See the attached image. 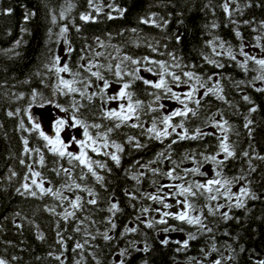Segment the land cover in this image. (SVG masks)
Listing matches in <instances>:
<instances>
[{
  "label": "trees",
  "instance_id": "obj_1",
  "mask_svg": "<svg viewBox=\"0 0 264 264\" xmlns=\"http://www.w3.org/2000/svg\"><path fill=\"white\" fill-rule=\"evenodd\" d=\"M223 2L224 0H99L102 11L97 14L88 7L87 0H71L75 7L65 13L66 18L61 19L60 12L67 7L66 0H0V257L7 259L9 264H60V261L49 253L59 255L63 250L64 255L61 259L64 264H75L81 258L79 250L72 251L76 241L83 242V236L73 231L76 221L69 219L65 222L60 216L46 210V206H55L57 213L65 208L71 211L68 202L65 201L61 206L59 201L50 195L42 198L31 197L26 194L21 195L16 189L21 187L27 173V168L20 163V160L24 159L32 163L37 158L34 153H24L23 138L29 139V147H41L44 143L37 133L21 129L20 121L23 120L27 128L32 123L27 117L34 109L49 106L57 108V103L67 107L71 102L70 96L55 92L57 78L54 72L48 71L44 65L50 64L53 55H59L62 58L61 65L67 61L73 71L78 70L83 75H88L79 65L87 63V60H80L82 54L89 58L93 55V52L86 49V45H89L95 52L104 53L103 56L96 57L99 63L104 65L109 62L115 65L118 62V59H112L117 55V49L120 50V56L127 54L133 58L149 57L151 60L168 61L169 64L172 60L168 53H174L182 66H189L184 67V71H194L202 75L205 80L208 76H213L212 81L208 82V87L213 86L219 79L223 88L221 94L226 99L220 100L215 95L204 98L197 116H190L185 120V127L190 135L194 134L196 128L209 134L195 140H178L172 145L170 160L159 158V153L165 152V156L169 155L166 149L173 139H177L176 133L158 141L154 138L149 139L146 133L142 134L141 128L124 126L112 134L111 138L124 146L121 163L116 166L114 162L108 160L112 171L108 173L100 170V174L105 176V187H101L91 177L85 181L98 193V204L86 205L87 211L77 212V216L81 219L84 216H91L96 224L90 226L89 230L95 234L97 230L103 232L109 227L106 218L110 215L107 211L110 197L119 202L121 211L114 218L117 224L116 229L109 233L114 239L104 241L102 237L97 236L92 242V247L86 248L83 252L84 264H96V260H99L100 264H118L121 259L119 252L128 247V241H136L138 248H143L144 242H147L150 251L145 253L129 249L125 264H144L145 261L147 264H198V262L213 264V261L221 255L225 258L229 255L235 257L232 260H222V264H253L254 259H264V161L255 158L257 155L264 156V91L255 90L264 88V82L255 81V87L249 86V82H252L253 77L258 74L255 71L258 66L249 61L250 71L244 72L226 55L213 57L210 47L206 46V41L219 37L232 46L239 61L244 59L239 55L241 44L244 45V51L250 55L264 58V51L260 47H253L257 43L256 36L264 37V29L260 27V22L264 21V0H237L243 14L234 13L232 19L237 21L236 24L229 22L221 8ZM110 4L123 9V15L107 7ZM246 4L250 6L245 7ZM232 7L235 8L236 4ZM9 9H11L10 12ZM89 11L96 16V20L82 21L80 15ZM33 12L35 15L31 16ZM109 13L114 17L113 19L108 18ZM52 15L56 16L55 23L52 21ZM26 16L30 18L25 20ZM144 19H154L161 26L145 24L142 22ZM245 20L253 21V23L244 24ZM165 21H167L166 25ZM212 23L218 24L219 27L212 29ZM64 25L69 28L66 38L73 48L70 57L65 55L68 45L58 35ZM237 31L241 33V36L236 35ZM177 36L180 37L179 42H177ZM97 38L103 42L104 47L99 46ZM17 41H19L18 45ZM260 43L264 45V39ZM149 44L157 47L158 51L153 52L148 47ZM82 49L85 50L84 53ZM204 56L219 60L225 67L218 69L206 63ZM148 66L155 68L153 64ZM172 70L178 74L180 72V69ZM101 71L106 79L112 82L111 87L107 89V94L117 93L121 85L115 82L116 77L104 69ZM214 73H219V77L214 76ZM139 74L150 80L158 79L154 73L145 71L144 65H141ZM61 75L66 79L72 78L71 73ZM125 79L128 78L125 77ZM92 80L93 87L89 88L90 93L96 91L95 85L99 84L102 87L101 81H96L95 78ZM241 80L245 81V84L237 89L236 82ZM173 90L183 94L189 89L188 85L181 84L179 87L173 85ZM33 91L39 94L35 101L32 99ZM130 91L134 92V98L144 101L145 105L154 100L148 93L155 90L144 85L142 81L137 80ZM203 92L204 89H200L197 96H202ZM244 95H248L252 103L244 101L242 99ZM76 99H79L78 94ZM168 101L170 100L162 98L158 103L165 105L163 109L147 115L141 114L144 129L151 126L153 116L159 117L169 112ZM120 102H108L106 107L117 108ZM175 105V108L182 107L177 101ZM100 106L99 99H94L88 109L81 110L83 116L90 123L110 126V121L97 119L91 114L98 113ZM152 106L155 108L158 104L153 103ZM189 107H195V105L190 102ZM252 107H256L257 111L249 113ZM16 109L21 110L18 115H7L9 111L15 112ZM210 117L214 120H227L232 126L227 133L228 142L234 145L236 156L225 162L223 175L227 178L241 175L246 177V180L234 183L232 191L238 192L241 186L247 184L259 199L247 200L246 208L232 209L229 214L239 217V220L224 221L218 216H208L205 211L204 215L208 216L206 223L213 228V233L201 234L195 226L181 223L171 217L167 218L168 223L176 228H183V232L164 233L161 229L165 225L148 228L145 223L137 221L135 217L140 216V220H158L160 215L156 211L141 215V208L150 207L153 210L159 208L173 213L179 208L176 205V198L168 197L166 202L173 207L163 209L161 204L142 198V194L154 193L159 185L178 184L182 181H173L160 174L154 175L141 165H149L150 162L155 161L150 164L151 168H159L161 172H167L174 167L172 161H175L179 165L177 173L183 175L182 169L195 166L191 160L185 159V156L195 155L196 160L200 161L201 153L205 156L215 154L218 151V138L223 133L209 121ZM246 117L253 121L248 128L244 127ZM181 119V117H175L172 123L177 124ZM176 131L180 133L182 129L177 128ZM80 133L82 134V129ZM128 136L136 137L146 147L134 149L126 142ZM245 151L249 152L255 171L249 169V157L242 155ZM89 154L96 159H107L102 155L91 152ZM45 156L46 161L50 162L53 159L52 154L46 151ZM218 158L222 159L223 155L221 154ZM137 161L139 164L136 163ZM64 163L67 167V163ZM34 168L42 171L46 177L45 187L58 188L63 182L48 168L41 169L38 165H34ZM214 168L212 163L204 162L201 171L207 173V176L189 175L186 180L203 182L212 178ZM13 172L16 176H12ZM141 172L145 175L141 176L140 182L137 183L132 179V175H138ZM48 180L52 182L51 185L47 183ZM153 181L156 183L153 184ZM163 192L167 193L169 189L164 188ZM126 193H135L137 199H130ZM77 194L85 199L90 198L83 191L77 190ZM64 195L74 198L75 194L65 190ZM219 202L225 203V199L222 198ZM197 203L203 206L204 200L201 198ZM227 210L225 208L221 211ZM17 213L19 215H16ZM57 221L64 237L66 250L62 249L58 243ZM137 225V233L121 235L125 226ZM190 232L195 233L197 239L189 241L186 249L177 251L181 245L175 241L187 239V234ZM39 233H43L44 240L38 239ZM165 237L170 241L168 245L160 243ZM213 243L219 252H212L211 255L206 256L205 253L211 250ZM241 246L245 249L243 252L240 251ZM232 249H235V252ZM93 252L96 254V259H93Z\"/></svg>",
  "mask_w": 264,
  "mask_h": 264
},
{
  "label": "snow or ice",
  "instance_id": "obj_2",
  "mask_svg": "<svg viewBox=\"0 0 264 264\" xmlns=\"http://www.w3.org/2000/svg\"><path fill=\"white\" fill-rule=\"evenodd\" d=\"M67 7L64 8L60 12V18H66L65 13L70 12L72 8L75 7L71 0H66ZM88 7L94 10L97 14L102 11V7L99 3V0H87ZM236 4V7L233 8L232 5ZM250 5H245V7ZM110 9H113L122 16L124 13L123 9H119L114 5H107ZM225 15L228 17L229 22L236 24L237 21L233 20L232 17L234 13L239 12L241 15L243 14V10L240 8L237 0H224L221 5ZM9 12L11 9L8 10ZM31 16H34L35 13H31ZM29 16L25 17V20L29 19ZM109 19H113L114 17L109 13ZM80 19L84 22L95 21L96 16L92 15V12H85L80 15ZM53 23L56 22V16L52 15ZM143 23L148 24H156L157 27L161 25L157 24V22L149 19L142 20ZM244 24H251L253 21L245 20ZM167 21H165V25ZM219 27L218 24L212 23L211 28L215 29ZM261 29H264V21L260 22ZM51 31V30H50ZM69 31L67 25L61 27L59 32V37L65 40V43L68 45L65 50V55L71 56L73 52V48L69 41H67L66 33ZM79 31V28H77ZM135 31V29H133ZM236 35L239 37L241 33L239 31L236 32ZM177 42H179L180 37H176ZM264 39L262 36H256V44L253 47H260L262 51H264V45L260 43V41ZM100 47H104L103 42L99 41L97 38ZM59 42V40L57 41ZM19 41H17V45ZM206 46L210 47L211 53L213 57L227 56L232 61L237 63V66L240 67L244 72L250 71L248 68L249 61L253 62L256 66H258L255 71L258 72L256 76L253 77V81L249 82V86L255 87L254 82L260 81L264 82V58H257L254 55H250L248 52L244 51V45L241 44L239 48V55L243 56L244 59L242 61L237 60V54L234 53L232 46L227 44L226 41L219 37H213L209 41H206ZM148 47L151 48L153 52H157L158 48L149 44ZM166 47V45H165ZM86 49L88 51L93 52L91 58L82 54L80 57L81 61L87 60V63H81L79 65L80 68L84 70L88 75H83L80 71H73L66 61L63 65L60 64L61 56L53 55L50 64H45L44 67L48 69L50 72H54L57 83L55 86V92L71 97L70 104L65 107L59 103L56 104V107L59 108L62 112L67 114L66 118H60L55 121V134L50 135L46 133L41 124L38 121H35L32 115H28V120L31 121V125L29 127H25L24 121H20V128L25 131L35 132L38 134V137L42 139L44 142L41 147H29V139L23 138L24 144V153L32 154L34 153L37 157L32 161V163L26 162L24 159L20 160L22 165H25L27 168V173L24 176V182L21 184L20 188H17L16 191L21 195H29L31 197L40 196L41 198L45 195H50L56 198L60 205L62 206L65 201L68 202L69 208H65L62 212L57 213L56 207L46 206V210L52 213L53 215L60 216L65 222L69 221V219L76 221V226L73 229L74 232L79 233L83 236V242L76 241L75 245L72 249L73 252H77L79 250L80 259L75 262V264H84V256L83 252L86 248L92 247V242L96 240L97 236L102 237L104 241H112L114 237L109 233L116 229L117 224L115 223V217L118 212L121 211L119 206V202L113 200L111 197L109 198V206L107 211L110 215L106 218L107 224L109 227L100 232L99 230L93 234L89 228L90 226H94L96 221L91 218V216H84L83 219L77 216V212H85L87 211L86 205L95 206L98 204V193L90 186H88L85 181L89 177L93 178L96 183L100 184L101 187H105V176L100 174V170H104L105 172L110 173L112 168L109 167L108 160L114 162L116 166H119L121 163L122 154L124 153V146L121 143H118L116 140L111 138L114 132L119 131L122 127L128 126L131 128H141L142 134H148L149 139H156L158 141H162L163 138H167L172 136L173 133H176L177 139H173L171 143L167 146L166 152L169 153L168 156H165V152L159 153V158L171 159L170 151L173 144H176L178 140L185 139H198L202 136L208 135L209 133L202 132L200 128H196L194 130V134H189V130L185 127V120H187L190 116L196 117L199 111V107L204 100L205 97L209 95H215L220 100H225L226 98L221 94L223 92V88L219 82V79L213 84V86L208 87V82L212 81L213 76H208L207 80H205L202 75L197 74L194 71H184V67H189L187 65H181L179 58L174 53H168L171 57L172 63L169 64L168 61L162 60H151L149 57L143 58H133L130 55L124 54L123 56L119 55V49H117V55L112 57V59H118V62L113 65L109 62L107 65L99 63L96 57L103 56V52H95L91 49V46L86 45ZM219 49V50H218ZM84 53V49L81 50ZM109 55H111L109 53ZM210 57L204 56L203 59L206 63L213 65L218 69H223L225 65L219 60ZM149 64L155 65V68L148 66ZM141 65H144V70L148 73H154L158 79L150 80L140 75ZM195 67V66H191ZM95 69V71L93 70ZM104 69L108 72H111L116 77V83H119L121 87L119 91L113 95L107 94V89L111 87V81L106 79L103 74ZM172 69H180L179 74ZM62 73H71L72 78L66 79L64 78ZM39 75V73H37ZM214 76L219 77V73H214ZM127 77L128 79H125ZM95 78L96 81L102 82V87L97 84L95 85L96 91L89 92V88L93 87V80ZM183 78V79H182ZM139 80L146 86H150L155 91L148 93L149 96L154 98L153 101H150L145 105V102L140 100L139 98H134V92L130 91L135 82ZM181 84L188 85V91L183 94L177 93L173 90V85L179 87ZM245 81L241 80L236 82V87L239 89L241 85H244ZM79 85V86H77ZM200 89H204L202 96H197V93ZM256 91H264V88H256ZM78 94L79 99H76V95ZM23 94H21L22 96ZM39 94L36 91L32 93L33 101L36 100ZM183 96V98H182ZM20 98V97H18ZM99 99L100 101V109L97 112H92L91 114L97 119L107 120L111 122L110 126H105L102 123L89 122L87 118L83 116L82 109H88L89 105L92 104L94 99ZM162 98H166L168 100H175L179 102L182 107L171 109L167 114L160 115L159 117L153 116L151 119V126L144 129V121L141 120V114H149L152 112H157L159 109H163L165 107L164 104H159ZM244 101L252 103L250 97L248 95H244L242 97ZM111 101H121L117 108H107L106 104ZM193 103L195 107H189V103ZM48 103H52V101H48ZM153 103H157L158 107H153ZM20 109H16L15 112L9 111L7 113L8 116L18 115ZM27 111V110H25ZM257 108L252 107L249 109V113L256 112ZM215 115V114H214ZM222 115V114H221ZM175 117H181L179 123L173 124L172 121ZM246 122L244 124L245 128H248L249 125L253 123L251 119L245 118ZM209 121L214 124L216 128L220 130L223 135L219 137L218 143V151L213 155L205 156L201 153L202 160L197 161L195 155L185 156V159L191 160L194 163V167L182 169L183 175L177 173V168L179 165L176 164L175 161H172L174 167L168 170L167 172H161L159 168H151L150 164L154 163L152 161L149 165H141L142 168H146L147 171L155 174H160L165 176L173 181L180 180L182 183L178 184H167V185H159L156 187V191L154 193H143L142 198H146L148 200L157 202L163 206V209H170L173 207L172 204L167 203L166 200L168 197L176 198V205L179 210L175 213L170 211H164L162 209H151L150 207H144L140 209L141 215H145L150 211H156L159 213L160 218L158 220L149 219V220H140V216L135 217L137 221L141 223H145L148 228H154L156 225H165L161 229L164 233H168L170 231H181L183 232V228H176L173 225L168 223L169 217L176 221H180L181 223H186L191 226H195L197 231L201 234L204 233H213V228L209 227L206 223L208 216L219 217L224 221L236 219L239 220V217H234L229 213L232 209H243L246 208L247 200H256L259 197L251 191V189L245 184L239 188L238 192L232 191V186L234 183H239L241 180H246V177L235 176L232 178H227L223 175V167L225 166V162L231 158H235L236 153L234 150V145L229 143L228 132L231 130L232 126L229 125L227 120H214V118L210 117ZM65 127L67 128H79L82 129V138H77L75 135L69 137L68 140H65L61 136V132L64 131ZM177 128L182 129V132L177 133ZM171 129V131H169ZM126 142L131 145L134 149H140L146 147L145 144H141L140 141L134 136H128ZM75 144L78 146V151L73 152L70 151V145ZM45 151L47 153H51L53 159L49 162L46 161ZM102 155L107 159L101 160L94 158L93 155ZM223 155V158L220 159L218 157ZM243 157H249V152L245 151L242 153ZM256 159L264 161V156L257 155ZM67 163V167H65V163ZM204 162L212 163L215 168L213 170L214 174L212 178L206 179L203 182L197 180H186V177L189 175H200L207 176V173L202 172L201 168ZM139 164V161L136 162ZM249 169L251 171H255L251 163V158L248 160ZM34 165H38L39 168L45 169L48 168L52 173H54L57 177H60L63 182L60 184L58 188H54L52 186L45 187L46 177L44 176L42 171H38L34 168ZM49 165H51L49 167ZM79 169V172H77ZM75 173V175H74ZM30 174V175H29ZM145 175V173L141 172L138 175H132V179L136 180L137 183L140 182V177ZM12 176H16V173L13 172ZM11 178V177H10ZM39 178V179H37ZM47 183L51 185V181L48 180ZM153 184L156 182L153 181ZM168 188L169 192L164 193L163 189ZM23 189V192H21ZM73 192L74 198H69L64 195V191ZM77 190L83 191L87 193L89 199H85L81 195L77 194ZM130 199H137L135 193H126ZM183 197V199H180ZM204 200V205L201 206L197 203L200 199ZM225 199V203H220V199ZM215 202V203H213ZM133 207H135L133 205ZM227 208V211H221L222 209ZM207 211L208 216L204 215V212ZM16 215H19L17 213ZM87 222V223H86ZM17 227H21V225H17ZM138 225L133 227L125 226L122 236L129 233H137ZM57 237L58 243L62 246V249L66 250L65 241L62 233L59 230V221H57ZM71 238V237H69ZM38 239L44 240L45 237L43 233L38 234ZM197 239L195 233H188L187 239L183 241H175V243L180 244L181 247L177 249V251H182L186 249L189 245V241ZM169 239L165 237L160 243L162 245H168ZM98 247V246H97ZM230 247V246H229ZM129 249L134 251H141L147 253L150 251V246L147 242H144L143 248L137 247L136 241H128V247L120 250L119 255L121 256L118 264H125V258L129 253ZM245 249L243 246L240 247V251L243 252ZM235 252V249H232ZM212 252H219V249L213 243L211 250L208 253H205L206 256L211 255ZM49 255H54V258L60 261V264H64V261L61 257L64 255V251L62 250L59 255H55L53 253H49ZM93 259H96V254L92 253ZM15 259V258H14ZM232 260L235 259L233 255H229L228 257H224L221 255L220 258L213 261V264H222V260ZM0 264H9V261L4 257H0ZM96 264H100L99 260H96ZM147 264V261L144 262ZM201 264V262H198ZM253 264H264V259L253 260Z\"/></svg>",
  "mask_w": 264,
  "mask_h": 264
},
{
  "label": "rangeland",
  "instance_id": "obj_3",
  "mask_svg": "<svg viewBox=\"0 0 264 264\" xmlns=\"http://www.w3.org/2000/svg\"><path fill=\"white\" fill-rule=\"evenodd\" d=\"M167 110L175 108V100H170L167 102ZM35 121H38L41 124L42 129L50 134H55V121L60 118H66V113L62 112L60 109L54 108L52 106L49 107H41L34 109L31 113ZM75 135L77 138H82V134L80 133L79 128H67L65 127L64 131L61 132V136L68 140L69 137ZM69 150L78 151V146L75 144H71Z\"/></svg>",
  "mask_w": 264,
  "mask_h": 264
}]
</instances>
